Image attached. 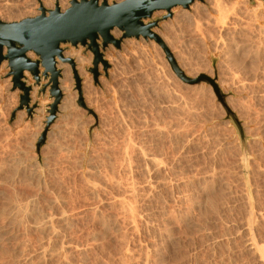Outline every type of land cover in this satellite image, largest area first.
Here are the masks:
<instances>
[{"label":"rangeland","instance_id":"374dc122","mask_svg":"<svg viewBox=\"0 0 264 264\" xmlns=\"http://www.w3.org/2000/svg\"><path fill=\"white\" fill-rule=\"evenodd\" d=\"M38 1L0 0V20L34 17ZM211 2L196 0L188 9L175 7L172 16L153 30L170 46L169 51L187 76L192 78L195 71H203L201 75L218 84L217 75H221L229 88L226 91L219 87L229 114L209 84L188 85L178 79L161 46L151 39L126 38L118 49L109 45L103 51L104 59L106 55L115 57L114 67L118 65L121 72L115 70L119 76L114 79L108 78L109 64L105 70L99 63L96 75L90 71L93 55L85 47L61 45L62 53L80 51L88 60L86 72L92 89L83 93L82 80L78 77L79 89L74 80L73 105L69 112H62L61 94L51 122L54 98L49 86L41 91L48 79L40 75L42 78L36 82L31 74L30 81L24 76L30 87L29 102L20 105L22 91L13 87L7 61L0 63V210L5 213L0 212V230L4 233L0 238V264H257L242 244V228H237L245 221L246 197L256 218L252 234L264 249V0ZM69 3L67 0L66 8ZM181 11L186 18L177 17ZM163 14L155 12L154 17ZM116 32L119 38L118 29L111 34ZM229 41L234 43H226ZM128 51L134 52L129 55ZM223 51L229 58L221 62ZM102 76L106 84L103 87L99 84ZM228 98L230 105L226 103ZM228 115L235 116L236 126ZM241 115L251 118L257 134H244ZM43 134L44 142L39 145ZM122 149L125 151L121 153ZM140 152L153 155L157 162H149ZM125 202L134 208L135 220L125 218ZM17 204L27 216L24 211L17 212ZM45 217L50 218V229H58L50 232L43 228ZM56 248L61 255L65 250L62 256L57 255ZM39 250L53 252L48 257Z\"/></svg>","mask_w":264,"mask_h":264},{"label":"water","instance_id":"95a60500","mask_svg":"<svg viewBox=\"0 0 264 264\" xmlns=\"http://www.w3.org/2000/svg\"><path fill=\"white\" fill-rule=\"evenodd\" d=\"M194 1L196 0H122L99 3L98 0H70L69 7L64 11L55 7L48 11L41 10L40 14L20 21L0 20V63L3 60L7 61L13 87L22 91L20 105L27 106L29 102L30 87L23 80L25 71H28L37 82L42 77L48 78L50 95L54 98L49 118L51 122L56 104L61 97L58 88L60 73L56 68L57 60L63 59L61 45L82 46L89 50L93 55V68L90 71L96 75L99 63L105 69L108 66L103 51L109 45L118 49L126 38L142 37L145 40H154L161 46L173 73L183 83L188 85L209 84L218 101L227 111L225 95L218 84L206 75L197 78L187 76L178 67L172 53L153 30L159 26L161 21L172 16L173 8L188 9ZM159 11H164L165 14L161 17H154V13ZM113 29L121 32L119 38L112 36ZM30 52L35 55V59L27 56ZM79 83L80 80L76 79V86L79 87ZM45 88V85L42 86L41 91ZM227 114H229L228 111ZM228 117L236 126L234 117L229 115ZM44 139L43 134L39 145L44 142Z\"/></svg>","mask_w":264,"mask_h":264},{"label":"bare ground","instance_id":"6f19581e","mask_svg":"<svg viewBox=\"0 0 264 264\" xmlns=\"http://www.w3.org/2000/svg\"><path fill=\"white\" fill-rule=\"evenodd\" d=\"M16 1V0H15ZM99 2L100 1H106L107 3H110V0H98ZM121 0H116L115 2H120ZM212 1V0H211ZM5 2V1H4ZM14 2V1H13ZM213 2H214V0H213ZM213 2H211V3H213ZM234 2V1H233ZM6 3V2H5ZM215 3H217L216 1H215ZM214 3V4H215ZM9 4V3H8ZM13 4V3H12ZM11 4V5H12ZM260 4V3H259ZM35 7L36 8H38V10L37 11H33L32 12V15L33 16H35V15H37L39 12L41 13V10H45V9H50V10H52L53 8H55V7H58L61 11H64V9L66 8V6H67V0H39L38 2H35ZM212 5V4H211ZM245 5V4H244ZM258 5V4H257ZM13 6V5H12ZM196 6V5H195ZM214 6V5H213ZM212 6V7H213ZM215 6H216V4H215ZM8 7V6H7ZM221 7V6H220ZM245 7V6H244ZM45 8V9H44ZM179 8V7H178ZM197 8V7H196ZM196 8H195V10H196ZM16 9H18V8H16ZM35 9V8H34ZM254 9V8H253ZM252 9V10H253ZM5 10H7V9H5ZM14 10V9H13ZM45 11H48V10H45ZM177 11V10H176ZM197 11V10H196ZM247 11V10H246ZM253 11H255V10H253ZM253 11H251V12H253ZM14 12V11H13ZM182 12V11H181ZM178 12L176 15H177V17L178 18H186L187 16H185L184 15V13L182 12ZM245 12V11H244ZM249 12V11H248ZM8 13V12H7ZM39 13V14H40ZM242 13V12H241ZM246 13V12H245ZM2 15H3V13H1ZM10 14V13H9ZM233 14V13H232ZM247 14V13H246ZM249 14V13H248ZM254 14V13H253ZM252 15V14H251ZM4 16H6V15H4ZM4 16H2L3 18H4ZM214 16V15H213ZM218 16V15H217ZM230 16H231V14H230ZM237 16V15H236ZM240 16V15H239ZM242 16H244V15H242ZM248 16V15H247ZM246 16V17H247ZM255 16V15H254ZM260 16V15H259ZM14 17V16H13ZM193 17V16H192ZM215 17V16H214ZM234 17V16H233ZM233 17H231V18H233ZM256 17V16H255ZM258 17V16H257ZM256 17V18H257ZM261 17H262V15H261ZM2 18V19H3ZM9 18V17H8ZM217 18H219V17H217ZM230 18V17H229ZM238 18V17H237ZM1 19V18H0ZM6 19H7V17H6ZM5 19V20H6ZM10 19V18H9ZM251 19V18H250ZM250 19H249V21H250ZM253 19V18H252ZM255 19V18H254ZM259 19H260V17H259ZM4 20V19H3ZM217 20V19H216ZM224 20H225V18H224ZM231 20H233V19H231ZM237 20V19H236ZM261 20V19H260ZM233 21H235V20H233ZM248 21V20H247ZM255 21V20H254ZM219 22H221V21H219ZM241 22V21H240ZM240 22H238V23H240ZM246 22V21H245ZM252 22V21H251ZM233 23V22H232ZM248 23H250V22H248ZM247 23V24H248ZM257 23V22H256ZM197 24V23H196ZM216 24V23H215ZM222 24V23H221ZM220 24V25H221ZM252 24V23H251ZM246 25V24H245ZM250 25V24H249ZM248 25V26H249ZM255 25V24H254ZM233 26V25H232ZM253 26V25H252ZM258 26V25H257ZM246 27V26H245ZM251 27V26H250ZM259 27V26H258ZM260 27H262V24L260 25ZM229 28V27H228ZM241 28H243V27H241ZM253 28V27H252ZM221 29V28H220ZM219 29V30H220ZM257 29H259V28H257ZM257 29H256V31H257ZM261 29V28H260ZM224 30V29H223ZM251 31V30H250ZM258 31H260V30H258ZM262 31V30H261ZM260 31V32H261ZM155 32V31H154ZM226 32V31H225ZM239 32V31H238ZM241 32V31H240ZM259 32V33H260ZM156 33V32H155ZM227 33V32H226ZM258 33V32H257ZM263 33V32H262ZM261 33V34H262ZM118 34H119V32H118ZM118 34H117V32H116V34L115 33H113V37L114 38H116V37H118ZM158 36H159V38L161 39V41L163 42V44L167 47V48H169L170 46L168 45V44H166V42H165V40L162 38V36L161 35H159L158 33H156ZM248 34V33H247ZM201 35V34H200ZM219 35V34H218ZM227 35V34H226ZM234 35V34H233ZM238 35V34H237ZM250 35V34H249ZM242 36V35H241ZM256 37V36H255ZM257 37H258V35H257ZM250 38V37H249ZM202 39V38H201ZM231 39H232V37H231ZM221 40H222V38H221ZM230 40V39H229ZM249 40V39H248ZM259 40V39H258ZM240 43L241 42H243V41H240V40H238ZM253 42V41H252ZM257 42V41H256ZM260 42V41H259ZM217 43V42H216ZM226 43H231L230 41L229 42H226ZM234 42H232L231 44H233ZM244 43V42H243ZM243 43H241V44H243ZM251 43V42H250ZM224 43H222V45H223ZM230 44V45H231ZM240 44V45H241ZM215 45H217V44H215ZM236 45V44H235ZM244 45V44H243ZM255 45V44H254ZM259 45V44H258ZM224 46V45H223ZM236 46H239L238 45V42H237V45ZM242 46V45H241ZM245 46V45H244ZM250 46V45H249ZM248 46V48H249V50H250V47ZM263 46V45H262ZM221 47V46H220ZM229 47V46H228ZM259 47H261V46H259ZM264 47V46H263ZM225 48V47H224ZM230 48V47H229ZM229 48H227V50L229 49ZM245 48H247L246 46H245ZM257 48V47H256ZM233 49V48H232ZM235 49V48H234ZM237 49H239L238 47H237ZM236 49V50H237ZM243 49H244V47H243ZM261 49V48H260ZM79 50V49H78ZM223 49H221V51H222ZM227 50H226V52H227ZM230 50V49H229ZM246 50H248V49H246ZM254 50V49H253ZM259 50V49H258ZM263 50V49H262ZM219 51H220V48H219ZM231 51V50H230ZM241 51V50H240ZM134 52V51H133ZM133 52H131V51H128V54L130 55V54H133ZM218 52V51H217ZM224 52V51H223ZM220 52V54H221V59H220V61L222 62L223 60H225V59H227V58H229V57H226V52ZM237 52V51H236ZM235 51H234V53H236ZM244 52V51H243ZM243 52H241V54L243 53ZM251 52H252V50H251ZM253 52H255V51H253ZM260 52V51H259ZM228 53V52H227ZM230 53V52H229ZM238 53V52H237ZM245 53V52H244ZM243 53V56H245L246 54H244ZM111 54V53H110ZM231 54V53H230ZM248 54H250L249 52H248ZM257 54V53H256ZM173 55V54H172ZM229 55V54H228ZM27 56H29L30 58H32V56L33 55H31V53H28L27 54ZM133 57H134V55H132ZM230 56V55H229ZM251 56V55H250ZM127 57H129V56H127ZM174 57V56H173ZM226 57V58H225ZM257 57V56H256ZM62 60H57V63H56V68L59 70V73H60V75H59V78H58V88H59V90L62 92L61 94H63L64 96H63V99H62V102H61V104H60V110L62 111V112H67L68 111V109L70 108V106H71V104L73 103V99L75 98V92H73V82H74V80H75V83H76V79H81L82 81H81V89H82V91H83V93H87L88 91H89V89H90V87L92 86L91 84H90V77H89V75L87 74V72H86V63L88 62V60L85 58V57H83L82 55H81V53H80V51H75V50H69V51H66V52H64V53H62ZM117 58V57H116ZM126 58V57H125ZM133 59V58H132ZM105 60H106V62H107V65L109 64V65H111L112 67H111V69L108 71V78L110 79H114L113 77H115L116 75H117V73L119 72L118 70V65L116 66V68L118 69H115V67H114V63H115V57L113 56V55H106V58H105ZM118 61V60H117ZM101 64V63H100ZM116 64V63H115ZM117 64H118V62H117ZM178 65V64H177ZM103 66V65H102ZM179 67V66H178ZM99 68H100V66H99ZM103 68H104V66H103ZM105 69V68H104ZM106 70V69H105ZM115 70H117V73H116V71ZM204 71H206V70H204ZM203 72V71H202ZM202 72L201 71H195L194 73H193V76H192V78H197V77H199V76H201V74H202ZM230 72V71H229ZM119 73H121V72H119ZM208 73V72H207ZM189 74H191L190 72H189ZM122 75V74H121ZM237 75V74H236ZM24 76L30 81V73L28 72V71H25L24 72ZM119 75H117L116 77H118ZM209 76H212V75H209ZM235 76V75H234ZM79 77V78H78ZM115 77V78H116ZM121 77V76H120ZM231 77V76H230ZM233 77V76H232ZM44 78H47V77H44ZM48 79V78H47ZM121 79V78H120ZM233 79V78H232ZM231 79V80H232ZM35 80V79H34ZM119 80V79H118ZM36 81V80H35ZM107 81V80H106ZM112 81V80H111ZM114 81V80H113ZM112 81V82H113ZM122 81V80H121ZM240 81V80H239ZM37 82V81H36ZM217 82H218V84H219V87L221 88V89H225L226 91H228L229 90V88L227 87V85L225 86L224 85V83H226L225 81H223L222 79H221V75L220 74H218L217 75ZM224 82V83H223ZM104 83H105V80H104V77L102 76V78L99 80V84L101 85V87H103V86H105L104 85ZM254 83V82H253ZM241 84V83H240ZM239 84V85H240ZM27 85V84H26ZM50 84H49V80H48V82L45 84V86H49ZM243 85V84H242ZM242 85H241V87H242ZM244 86V85H243ZM76 88L77 89H79L80 88V83H79V87L78 86H76ZM92 89V88H91ZM91 89H90V91H91ZM237 89V88H236ZM30 92V91H29ZM34 92H36V89L34 88ZM34 94V93H33ZM251 94V93H250ZM226 103L228 104V105H230V103H231V99L230 98H228V99H226ZM73 105V104H72ZM87 107H88V105H87ZM89 108V107H88ZM236 108V107H235ZM70 110V109H69ZM69 112V111H68ZM67 115V114H66ZM242 116V115H241ZM241 116L239 117V121L241 122V127L240 128H242V130H243V132H244V134L246 135V136H248V137H250L251 135H252V133L255 131V133H256V130H254V128L256 127H254V125H253V121L251 122V118H250V120L248 119L249 118V116H248V118L246 119H244V117L243 118H241ZM66 117V116H65ZM113 117V116H112ZM233 117H234V119H235V116L233 115ZM259 117V116H258ZM257 117V118H258ZM262 121V120H261ZM260 121V122H261ZM263 122V121H262ZM255 123V122H254ZM258 123V122H257ZM260 124V123H259ZM258 124V125H259ZM261 127V126H260ZM264 127V126H263ZM258 129H259V126H258ZM264 129V128H263ZM262 129V130H263ZM157 130H159L158 128H157ZM241 130V129H240ZM161 131H162V128H161ZM160 131V132H161ZM260 131H261V129H260ZM259 131V134L261 133ZM156 132V131H155ZM200 132V131H199ZM242 132V133H243ZM264 132V131H263ZM262 132V133H263ZM156 133H158V131L156 132ZM255 133H253V134H255ZM261 133V134H262ZM159 134V133H158ZM161 134H162V132H161ZM160 134V135H161ZM257 134V133H256ZM201 137V136H200ZM206 137V136H205ZM175 138V137H174ZM129 139V138H128ZM127 139V141L129 142V140ZM228 140V139H227ZM126 141V142H127ZM229 141V140H228ZM233 141V140H232ZM125 141H124V143H126ZM131 142V141H130ZM123 143V144H124ZM234 143V142H233ZM249 143V142H248ZM128 144V143H127ZM131 144H133V143H131ZM131 144L129 143V145L131 146ZM135 144V143H134ZM126 145V144H125ZM257 145V144H256ZM255 145V146H256ZM123 146V145H122ZM129 146V147H130ZM133 147H134V145H132ZM138 146V145H137ZM251 146V145H250ZM253 146V145H252ZM254 146V147H255ZM260 146V145H259ZM127 147H128V145H127ZM139 147V146H138ZM137 147V148H138ZM124 148V147H123ZM140 148V147H139ZM256 148V147H255ZM257 148H259V147H257ZM262 148V147H261ZM264 148V147H263ZM125 150L127 149V148H124ZM124 149H122V151H121V153L123 152V151H125ZM131 149H133V148H131ZM135 149V148H134ZM254 149V148H253ZM137 150V149H136ZM127 151L128 152H130L131 150L129 149H127ZM138 151V150H137ZM143 151V149L141 150V152ZM145 151V150H144ZM253 151H255V150H253ZM139 152V151H138ZM141 152H140V154L139 155H142V157L144 158V159H146V160H148L149 162H153L154 164H155V162H157V160H155V159H153L152 158V156H147V155H143V154H141ZM135 153V152H134ZM133 152L131 153V154H134ZM144 154H145V152H143ZM257 153L259 154L260 152H258L257 151ZM125 154V153H124ZM127 154V153H126ZM149 154V153H148ZM253 154H254V152H253ZM255 154H256V151H255ZM257 154V156H256V158H258V155ZM123 155V154H122ZM135 155H136V153H135ZM127 156H131V155H128L127 154ZM3 157V156H2ZM123 157H125V156H123ZM134 157V156H133ZM136 157V156H135ZM126 158V157H125ZM125 158H124V160H125ZM131 157H129V159H130ZM142 158V159H143ZM128 159V158H127ZM126 159V160H127ZM140 159V158H139ZM143 159V160H144ZM255 159V158H254ZM123 160V159H122ZM141 160V159H140ZM142 160V161H143ZM145 160V161H146ZM262 160V159H261ZM130 161V160H129ZM158 161H159V158H158ZM256 161H258V160H256ZM124 162V161H123ZM126 162V161H125ZM125 162H124V164H125ZM148 162V163H149ZM160 162V161H159ZM18 163V162H17ZM127 163H129V162H126V164ZM144 163V162H143ZM146 163V162H145ZM148 163H147V165H148ZM258 163V162H257ZM21 164V163H20ZM154 164H153V166H154ZM157 164V163H156ZM162 164H163V162H162ZM256 164V162L254 163V165ZM129 165V164H128ZM128 165H123L124 167H125V169L127 168L128 169ZM146 165V164H145ZM146 165V166H147ZM161 165V164H160ZM253 165V166H254ZM127 166V167H126ZM130 166V165H129ZM146 166H144L145 167V169H146ZM152 166V167H153ZM250 166H252V165H250ZM43 167V166H42ZM149 167H151V166H149ZM151 167V168H152ZM159 167V166H158ZM158 167H157V169H158ZM255 167H257V166H255ZM254 167V168H255ZM262 167V166H261ZM130 168V167H129ZM155 168V167H154ZM161 168V167H160ZM160 168H159V170H160ZM251 168V167H250ZM260 168V167H259ZM143 170V171H147V170ZM149 169V168H148ZM157 169H155V170H157ZM252 169V168H251ZM255 169H257V168H255ZM254 169V170H255ZM261 169V168H260ZM151 170V169H150ZM128 171V170H127ZM149 171V170H148ZM251 171V170H250ZM257 171H258V169H257ZM256 171V172H257ZM141 172V171H140ZM155 173L157 172V171H154ZM159 172V171H158ZM249 172V171H248ZM253 172V171H252ZM255 172V171H254ZM262 172V171H261ZM147 173V172H146ZM149 174V173H148ZM212 174V173H211ZM253 174H256V173H253ZM260 174V173H259ZM7 176V175H6ZM149 176V175H148ZM154 176V175H153ZM203 176V175H202ZM193 177V176H192ZM253 177V176H252ZM251 177V178H252ZM194 178V177H193ZM207 178V177H206ZM239 178V177H238ZM190 179H191V177H190ZM212 179V178H211ZM259 179V178H258ZM192 180V179H191ZM29 181V180H28ZM177 181V180H176ZM176 181H175V183H176ZM27 182V181H26ZM30 182V181H29ZM161 182V181H160ZM178 182V181H177ZM195 182V181H194ZM118 183V182H117ZM158 183V182H157ZM162 183V182H161ZM88 184V183H87ZM90 184V183H89ZM88 184V186H90V185H92V182H91V184L89 185ZM163 184V183H162ZM161 184V185H162ZM171 184V183H170ZM178 184V183H177ZM186 184V183H185ZM188 184H189V181H188ZM205 184V183H204ZM31 185V184H30ZM93 185H95V183L93 184ZM92 185V186H93ZM164 185V184H163ZM191 185V184H190ZM120 186V185H119ZM147 186H149V185H147ZM151 186V185H150ZM193 186V185H192ZM191 186V187H192ZM32 187V186H31ZM91 187V186H90ZM125 187V186H124ZM170 187H171V185H170ZM202 187V186H201ZM201 187H199V188H201ZM95 188H97V189H99L98 187H96L95 186ZM134 188V187H133ZM155 188V187H154ZM181 188V187H180ZM89 189H94V187L93 188H89ZM132 189V188H131ZM135 189V188H134ZM202 189H204V188H202ZM199 190V189H198ZM131 191H134V190H131ZM200 191V190H199ZM90 192H91V190H90ZM94 192V190L91 192V193H93ZM202 192V191H201ZM245 192V191H244ZM95 193V192H94ZM131 193H133V192H131ZM134 194V193H133ZM202 194V193H201ZM138 195V194H137ZM227 195V194H226ZM231 195V194H230ZM130 196V195H129ZM132 196H134V195H132ZM245 196H247V195H245ZM146 197V196H145ZM56 198V197H55ZM136 197H132V200L133 199H135ZM214 198V197H213ZM131 199V198H130ZM189 199V198H188ZM183 200H184V198H183ZM120 201V200H119ZM27 202V201H26ZM55 202H57V201H55ZM123 202V201H122ZM221 202V201H220ZM11 203H13V202H11ZM119 203V202H118ZM121 203V202H120ZM127 203H128V201H127ZM134 203V202H133ZM204 203V202H203ZM208 203H210V202H208ZM239 203H241V202H239ZM19 204V203H18ZM17 204V206L19 207V205ZM22 204V203H21ZM30 204H32V203H30ZM123 204V203H122ZM129 204V203H128ZM130 204H132V203H130ZM198 204V203H197ZM23 205V204H22ZM119 205V204H118ZM121 205V204H120ZM125 205L127 206V204H126V202H125ZM132 205H134V204H132ZM213 205V204H212ZM243 205H244V207L246 208V211H244V212H246V217H245V221H244V224H243V226L242 227H240V226H238L239 228H237V229H240V228H242V237L241 238H243V243L242 244H244V247H245V249L252 255L251 256V258L252 259H255V261H256V263L257 264H264V249H263V247H262V245H260L256 240H255V238H254V235L252 234L253 232H252V230H253V226L256 224V222H255V224H254V221L256 220V218H254V214H253V211H252V207H251V204H250V202L248 201V199L245 197V198H243ZM13 206H15V204L13 205ZM12 206V207H13ZM16 206V207H17ZM21 206V205H20ZM30 206V205H29ZM28 206V207H29ZM33 206V205H32ZM31 206V207H32ZM122 206V205H121ZM124 206V205H123ZM126 206H124V208H125V210L127 209V213H128V215H127V217H125V218H133L134 217V212H133V210H134V208H133V210H132V208L128 205L127 207ZM135 206V205H134ZM210 206V205H209ZM255 206V205H254ZM22 207V206H21ZM21 207H19V209L17 210V212L19 213V212H22V211H24L23 209L21 210L20 208ZM27 207V206H26ZM31 207H29V208H31ZM34 207V206H33ZM133 207V206H132ZM192 207V206H191ZM10 208V207H9ZM121 208V207H120ZM212 208V207H211ZM244 208V209H245ZM11 209V208H10ZM9 209V210H10ZM13 209V208H12ZM26 209V208H25ZM28 209V208H27ZM31 209H33V208H31ZM30 209V210H31ZM92 209V208H91ZM256 209V208H255ZM29 210V209H28ZM122 210H123V208H122ZM124 210V211H125ZM178 210V209H177ZM196 210V209H195ZM16 211V210H15ZM35 211V210H34ZM123 211V212H124ZM191 211V210H190ZM0 212H2L1 210H0ZM10 212V211H9ZM9 212L7 211L6 213H8L9 214ZM14 212V211H13ZM12 212V213H13ZM25 212V211H24ZM30 212H32V211H30ZM29 211H28V213H30ZM64 212V211H63ZM91 212V211H90ZM186 212V211H185ZM189 212V211H188ZM223 212V211H222ZM15 213V212H14ZM32 213H34V212H32ZM32 213L30 214V215H32ZM94 213V212H93ZM259 213V212H258ZM263 213V212H262ZM2 214H5V213H3L2 212ZM7 214V215H8ZM20 214V213H19ZM19 214L18 215H16L17 217L19 216ZM22 214V213H21ZM62 214V213H61ZM135 214L137 215L138 213L135 211ZM194 214V213H193ZM6 215V216H7ZM24 215V214H23ZM25 215H26V212H25ZM30 215H28L29 217H30ZM49 215V214H48ZM60 215V214H59ZM58 215V216H59ZM65 215V214H64ZM64 215H62V217L64 216ZM121 215V214H120ZM175 215V214H174ZM205 215V214H204ZM206 215H207V213H206ZM0 216H2V215H0ZM27 216V215H26ZM34 216V215H33ZM50 216H52V215H50ZM203 216V215H202ZM12 217H15V214H14V216H12ZM19 217H22V216H19ZM18 217V218H19ZM48 217V216H47ZM56 217V216H55ZM61 217V216H60ZM59 217V218H60ZM61 217V218H62ZM136 217V216H135ZM138 217L140 218V216L138 215ZM24 218V217H23ZM26 218V217H25ZM46 218V217H45ZM51 218H53V217H51ZM64 218V217H63ZM66 218V217H65ZM64 218V219H65ZM8 219H9V216H8ZM10 219H11V217H10ZM13 219V218H12ZM11 219V220H12ZM47 219V221L46 222H44L45 224H44V226H42L43 228H45V229H50V224H52L51 223V221H50V218H46ZM131 219H129V220H131ZM136 219H137V217H136ZM147 219V218H146ZM220 219V218H219ZM244 219V218H243ZM255 219V220H254ZM15 220V218L13 219V221ZM22 220V219H21ZM34 220V219H33ZM45 220V219H44ZM128 219H127V221H129ZM132 220H135V218L134 219H132ZM132 220L130 221V222H132ZM144 220V219H143ZM196 220V219H195ZM221 220V219H220ZM17 221H18V219H17ZM20 221V220H19ZM54 221H55V219H54ZM53 221V223H55ZM137 221V220H136ZM135 221V222H136ZM139 221V220H138ZM16 222V221H15ZM35 222V221H34ZM42 222H43V220H42ZM65 222V221H64ZM123 222V221H122ZM134 222V223H135ZM189 222V221H188ZM215 222V221H214ZM9 223V222H8ZM8 223H7V225H8ZM17 223V222H16ZM21 223V222H20ZM19 222H18V224H20ZM59 223V222H58ZM103 224H104V222H102ZM134 223H131V224H133V228L135 227V225H134ZM137 223V222H136ZM147 223H148V221H147ZM22 224V223H21ZM38 224V226H39V224L40 223H37ZM102 224V225H103ZM106 224V223H105ZM104 224V225H105ZM139 224V223H138ZM145 224H146V222H145ZM149 224V223H148ZM63 225V224H62ZM67 225V224H66ZM111 225V224H110ZM116 225V224H115ZM20 226V225H19ZM34 226V225H33ZM36 226V225H35ZM108 226V225H107ZM112 226H113V224H112ZM147 226V225H146ZM257 226V225H256ZM8 227V226H7ZM52 227V226H51ZM72 227V226H71ZM104 227V226H103ZM111 227V226H110ZM109 227V228H110ZM115 227V226H114ZM129 227H131V226H129ZM2 228H4V227H2ZM38 228V227H37ZM36 228V229H37ZM55 228V227H54ZM54 228H51V229H54ZM108 228V227H107ZM136 228V227H135ZM138 228V227H137ZM254 228H255V226H254ZM257 229H258V227H256ZM1 229V228H0ZM4 229H6V228H4ZM9 229H11V228H9ZM51 229H50V232H52L51 231ZM56 230L58 229V228H55ZM54 229V230H55ZM112 229H113V227H112ZM117 229V228H116ZM115 228H114V230H116ZM204 229V228H203ZM38 230H40V229H38ZM137 231V229H133V231ZM256 230V229H255ZM41 231H42V228H41ZM41 231H39V232H41ZM44 231V230H43ZM46 231H48V230H46ZM204 231V230H203ZM254 231V230H253ZM8 232V231H7ZM10 232V231H9ZM58 232H59V230H58ZM64 232V231H63ZM132 232V231H131ZM238 232V231H237ZM258 232V231H257ZM257 232H256V234H257ZM43 233V232H42ZM47 233V232H46ZM45 233V234H46ZM56 233V235H58L57 234V231L55 232ZM60 233V232H59ZM94 233V232H93ZM92 233V234H93ZM102 233V232H101ZM162 233V232H161ZM4 233H3V231H1L0 230V238H1V236L3 235ZM48 234V233H47ZM52 234V233H51ZM165 235H166V233H164ZM227 234V233H226ZM60 235V234H59ZM162 235V234H161ZM203 235V234H202ZM258 235V234H257ZM260 235V234H259ZM264 235V234H263ZM6 236H7V233H6ZM10 236V235H9ZM47 236V235H46ZM50 236V235H49ZM54 236V235H53ZM90 236V235H89ZM226 236V235H225ZM39 237V236H38ZM57 236H54V238H56ZM64 237V236H63ZM104 237V236H103ZM169 237V236H168ZM206 237V236H205ZM5 239H6V237H4ZM47 238H48V236H47ZM54 238H52V239H54ZM58 238H59V236H58ZM62 238V237H61ZM94 238V237H93ZM262 238V237H261ZM2 239V238H1ZM0 239V240H1ZM8 239L9 238H7V241H8ZM10 239H12V238H10ZM9 239V240H10ZM42 240V239H41ZM59 240H60V238H59ZM226 240V239H225ZM263 240H264V238H263ZM5 241V240H4ZM53 241V240H52ZM51 241V242H52ZM61 242H62V240H60ZM217 241V240H216ZM235 241V240H234ZM242 241V240H241ZM261 241V244H262V240H260ZM54 242H58V240L56 241H54ZM5 243V242H4ZM50 243V242H49ZM63 243V242H62ZM62 243L60 244L61 246H63L62 245ZM86 243V242H85ZM140 243V242H139ZM160 243V242H159ZM58 244V243H57ZM56 243H55V245H57ZM48 245H50V244H48ZM69 245V244H68ZM52 246H53V244H52ZM65 246V245H64ZM161 246V245H160ZM263 246H264V244H263ZM56 247H60V246H56ZM68 247V246H67ZM69 247H70V245H69ZM72 247V246H71ZM71 247H70V249H71ZM76 248H77V246H75ZM141 247V246H140ZM242 247V246H241ZM24 248V247H23ZM41 248H43L42 246L40 247V249ZM46 248H47V246H46ZM45 247H44V249H46ZM64 248V247H63ZM72 248H74V247H72ZM147 248V247H146ZM51 249H54V254L56 255V253H55V247L53 248H51ZM50 249V250H51ZM60 249H62L61 247H60ZM60 249H58V250H60ZM65 249V248H64ZM63 249V250H64ZM75 249V248H74ZM81 249V248H80ZM85 249V248H84ZM163 249V248H162ZM243 249V248H242ZM19 250V249H18ZM47 250H48V248H47ZM47 250H39V252H41L42 254H44V253H47ZM66 250H68L67 248H66ZM77 250V249H76ZM21 251V250H20ZM49 251V250H48ZM56 251H57V248H56ZM72 251V250H71ZM75 251V250H74ZM81 251V250H80ZM86 250H84V252H85ZM230 251V250H229ZM51 252H53V251H51ZM50 252V253H51ZM61 252H65V250L64 251H61ZM67 252V251H66ZM68 252H69V250H68ZM77 252H79L78 250H77ZM83 252V253H84ZM143 252H145V251H143ZM149 252V251H148ZM147 252V253H148ZM16 253V252H15ZM19 253V252H18ZM40 253V254H41ZM50 253H47V255L48 254H50ZM60 253V252H59ZM63 253H62V255H63ZM82 253V252H81ZM128 253H130V252H128ZM146 253V254H147ZM246 253V252H245ZM250 254H248V255H250ZM47 255H45V256H47ZM50 255H52V254H50ZM50 255H48V257L50 256ZM57 255H59V257H60V255H61V253L60 254H58V251H57ZM61 255V256H62ZM66 255V254H65ZM64 255V256H65ZM144 255H145V253H144ZM152 255V254H151ZM20 256V255H19ZM18 256V257H19ZM44 256V255H43ZM54 256V255H53ZM63 256V257H64ZM147 256V255H146ZM17 257V258H18ZM39 257H40V255H39ZM41 257H42V255H41ZM40 257V258H41ZM48 257H46V258H48ZM51 257V256H50ZM59 257L57 256V258H58V260H59ZM99 257V256H98ZM145 257V256H144ZM149 257V256H148ZM19 258H21V257H19ZM54 258H56V257H54ZM56 258V259H57ZM62 258V257H61ZM135 258V257H134ZM50 259V258H49ZM53 259V258H52ZM63 259V258H62ZM65 259V258H64ZM43 260H44V257H43ZM131 260V259H130ZM143 260H145V258L143 259ZM17 261H18V259H17ZM24 261V260H23ZM60 261V260H59ZM62 261V260H61ZM254 261V260H253ZM135 262V261H134ZM177 262V261H176ZM26 263V262H25ZM63 263V262H62ZM61 263V264H62ZM143 264H144V262H142ZM253 263H255V262H253ZM58 264V263H57ZM60 264V263H59ZM66 264V263H65ZM68 264V263H67ZM209 264V263H208Z\"/></svg>","mask_w":264,"mask_h":264}]
</instances>
